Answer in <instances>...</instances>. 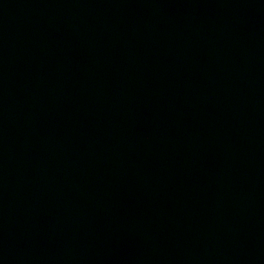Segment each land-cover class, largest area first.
Segmentation results:
<instances>
[{"label": "water", "instance_id": "95a60500", "mask_svg": "<svg viewBox=\"0 0 264 264\" xmlns=\"http://www.w3.org/2000/svg\"><path fill=\"white\" fill-rule=\"evenodd\" d=\"M0 264H264V0H0Z\"/></svg>", "mask_w": 264, "mask_h": 264}]
</instances>
